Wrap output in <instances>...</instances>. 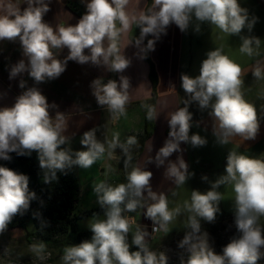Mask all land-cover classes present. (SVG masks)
Returning a JSON list of instances; mask_svg holds the SVG:
<instances>
[{"label": "clouds", "instance_id": "obj_1", "mask_svg": "<svg viewBox=\"0 0 264 264\" xmlns=\"http://www.w3.org/2000/svg\"><path fill=\"white\" fill-rule=\"evenodd\" d=\"M129 2L88 0L86 12L75 25L54 29L44 21L50 10L46 0H8L7 3L0 0V41L19 39L25 58L11 67L9 79L27 74L34 82L33 86L27 87V81L21 79L19 87L23 91L15 103L0 107V160L10 161L11 153L30 156L35 152L39 167L45 170L44 183L56 180L57 172L67 174L73 167L90 168L106 151L111 158L117 148L127 157V167L131 160L130 149L138 143L135 136L125 143L118 137L100 142L96 138V128H92L85 131L80 140L85 150L64 148L69 138L63 134L66 130L63 113L57 112L53 119L50 109L56 105L50 104L35 85L59 78L66 71L68 61L81 65L90 63L122 73L130 60L119 54L117 41L132 23L140 29L137 47L146 37H153L147 39L141 49L144 52L154 50L156 40L166 34L170 25L175 24L183 33L193 22L195 32L200 31L201 24L208 23L226 34L240 36V51L248 56L259 48L258 37L241 35L244 29L252 30L257 18L250 21L247 9L241 7L239 0H152L146 12L131 17L126 11ZM21 4L27 6L21 8ZM64 49L68 50L67 56L57 58L54 50ZM241 71V67L222 54L221 49H214L208 51L201 62L199 75H181V87L189 99L167 119L168 136L150 160L157 167L167 162L166 174L177 185L186 183L194 173L189 172V165L182 155H177L175 161L169 158L173 153L183 152L182 144L194 148L207 144L206 137L190 134L193 114L189 106L192 103L201 110L210 108L209 115L214 119L213 135L219 145L228 144L230 138L237 135L246 140L257 138L260 124L254 106L244 100L240 91ZM262 74L264 66L261 65L252 71L257 79ZM90 87L98 106H107L117 118L125 113L129 99L127 77L121 75L118 81L109 79L107 83L97 78ZM153 115L154 110L149 108L148 119ZM224 173L210 182L208 190L192 192L191 202L186 205L191 232L186 233L177 245L189 254L187 261L181 260V264H257L264 258V229L258 224L259 218L264 216V161L229 152ZM152 176L151 171L133 168L127 174L126 183L112 186L102 181L96 184L94 192L105 218L94 217L89 223L90 240L63 249L62 264H167L163 252L158 255L150 250L146 231L137 228L133 234L131 244L136 250H130L128 243L130 218L124 215L125 212L145 208L144 217L165 231L174 215L179 213L178 209L175 212L169 210L168 199L163 193L152 191ZM202 179L207 181L208 177ZM221 185H231L235 193L234 225L238 236L217 253L209 243V233H201V220L216 221L221 212L222 194L217 191ZM35 198V192L29 190L28 175L0 165V233L14 217L26 212ZM158 230L153 227V232ZM32 247L34 251L43 252L45 245Z\"/></svg>", "mask_w": 264, "mask_h": 264}, {"label": "crops", "instance_id": "obj_2", "mask_svg": "<svg viewBox=\"0 0 264 264\" xmlns=\"http://www.w3.org/2000/svg\"><path fill=\"white\" fill-rule=\"evenodd\" d=\"M7 2L8 0H4V3ZM46 2L49 3L50 10L45 14L44 21L55 29L59 26L75 25L86 12L88 0H46ZM239 3L241 7L247 9L250 21L257 18L251 31L244 29L241 33L244 36L260 39L259 48L255 50L252 56L240 51L242 43L240 36L226 34L208 23L201 24L200 31L195 32V22L189 26L187 32L183 33L175 24L170 25L166 34H161L156 40L154 50L149 51L150 59L158 75V97L154 111L155 130L145 143L136 162V168L151 171L153 173L150 182L152 191L157 194L163 193L167 197L170 211L179 210V213L174 215L173 220L167 225V231L161 229L157 224L159 230L153 233L151 232L153 222L144 217L145 208H138L136 218L141 219V230L146 231L149 236H151L150 233L176 235L190 230L188 227L190 213L186 205L191 202L192 192L193 190L201 192L208 190L210 182L215 180L211 173V165L207 161L201 163L199 156L197 162L191 161L190 145L188 144L181 145L182 153H173L169 158L175 161L177 155H182L189 165V172L194 173L183 185H177L173 178L166 174L167 162L161 167L150 162L168 136L167 119L170 118L171 113L183 107L185 101L189 99L181 87V75L187 74L192 77L199 75L201 62L206 58L208 51L221 49L222 54L228 56L241 67L240 79L242 84L240 91L244 100L254 106L260 131L255 140H246L237 135L231 137L228 144L221 146L216 142L213 135L214 119L209 115L210 108L201 110L197 104L192 103L189 106V111L193 114V127L190 134L200 130L202 135L206 133L207 140L208 138L211 139V141H207L208 152L210 154L217 152V156H213L211 161L218 163L216 171L219 174H225L226 157L231 152L230 150L258 160L264 156V74L259 79L252 75L256 66H264V0H239ZM26 6V4H21V8ZM147 7L148 0H130L126 11L130 17L138 16L141 11L146 12ZM117 26L119 27L118 22ZM139 36L140 29L135 23H132L117 41L119 54L130 60L129 66L122 73L111 72L106 67L90 63L81 65L74 61H68L66 71L59 78L35 85L47 97L50 104L56 105L50 109L53 119H55L57 112L63 113L66 129L63 134L69 138L67 144L72 151L85 150L80 144V140L82 134L92 128H96V138L100 142L112 141L118 137L121 143H125L127 137L132 135H135L138 141L144 134L145 110L138 104L151 98L152 83L150 67L145 61L146 52L141 51L146 45V38L137 47L136 42ZM152 38L149 37V39ZM54 51L59 59H64L68 54L67 49ZM21 59L25 58L19 39L0 41V107L11 106L15 103L17 96L23 91L19 87L21 79L27 81V87L34 85L27 74L9 79L11 67ZM121 75L129 79L128 103L125 105V113L121 117L119 116L120 118L123 117L124 120L114 117L108 111L107 106H98L90 87L94 79L99 78L101 82L107 83L109 79L118 81ZM200 113L205 114L199 116ZM119 123H121L120 128ZM112 125L118 128L115 134L110 130ZM209 156L205 159L209 160ZM209 169L211 170L209 171ZM76 171L80 190L84 188L87 194H90L91 201L100 206L94 187L102 181L107 184L120 183L122 171L120 148L115 149L111 158L106 151L104 156L90 168L76 167ZM204 176L208 177L207 181L202 179ZM113 178H119V180L115 181L114 179L112 181ZM217 191L220 192V187ZM145 197L147 199V193H145ZM147 203H151V201L147 200ZM219 206L221 212L216 219L225 217L224 205L220 202ZM130 214L131 212H127L126 215L133 218L135 224L137 219ZM207 223L201 220V226Z\"/></svg>", "mask_w": 264, "mask_h": 264}, {"label": "trees", "instance_id": "obj_3", "mask_svg": "<svg viewBox=\"0 0 264 264\" xmlns=\"http://www.w3.org/2000/svg\"><path fill=\"white\" fill-rule=\"evenodd\" d=\"M152 0H148V8L151 6ZM150 37V36H149ZM146 37V43L147 39ZM145 61L150 67V80L152 83V96L141 105L145 110V131L136 145L130 149L131 160L125 167L127 157L120 149L121 153V181L127 182V174L133 168H136V162L140 157L144 145L147 140L153 135L155 130L154 115L152 119H148L149 108L155 111L157 101V86L158 75L154 64L152 63L149 51H146ZM104 83V81H102ZM64 148L71 149L68 144ZM10 161H1L0 165L9 167L17 172L29 176V190L35 192L36 198L31 201L29 209L23 215H17L12 222L7 226L4 232L15 229L27 230L29 224L35 227V233L31 234L30 242L38 239V243L55 242L60 245L64 244H79L84 240L91 239L90 232H79L77 230V221L83 217L104 215V209L98 207L88 210L80 215L76 214L78 203L80 202V185L77 176L76 167L67 170V174L57 172V179L50 183H44V171L39 167L37 155L33 152L30 156H17L16 153H11ZM119 183V184H120ZM110 185L116 186L117 183ZM38 213V215H36ZM127 212L124 213L126 215ZM72 235L71 240L66 237ZM65 238V240H64Z\"/></svg>", "mask_w": 264, "mask_h": 264}, {"label": "rangeland", "instance_id": "obj_4", "mask_svg": "<svg viewBox=\"0 0 264 264\" xmlns=\"http://www.w3.org/2000/svg\"><path fill=\"white\" fill-rule=\"evenodd\" d=\"M131 105L136 106L137 104H131ZM201 114H205V113H200L199 116ZM120 117L119 119L124 120L122 119L123 117L122 118ZM120 126L121 123H119V128ZM117 129L118 128H116L113 125L110 126V130H112L113 134L116 133ZM197 133H199L202 137H205L206 135V133L202 135V132L200 130H198ZM207 141H211V139L208 138ZM213 147L216 148L215 145H213ZM230 151L232 152L233 150ZM216 153L217 152H213L210 154L208 152L207 144L203 147H196V148L190 145L191 161L197 162L198 156L201 158L200 159L201 163L207 161V163L211 165V169H212L211 173L214 175L215 179H217L219 175H222L216 171V168L218 167L217 166L218 163L211 161V158L215 156ZM208 156L210 158L209 160H206ZM260 160L264 161V156H262ZM121 169L123 170V168ZM211 169H209V171ZM114 179L115 181L119 180V178L118 179L113 178L112 181H114ZM220 193L222 194L221 204L224 205L225 217L216 219L214 223H207L201 226V233L205 231L209 233V237H210L209 243H211V245L213 246L214 250L217 253H221L223 247L227 245L233 238H236L238 236V233L234 225L235 193L232 190V186L221 185ZM98 207L100 206H97V203L91 201L90 194H87V191L84 188H82L80 193V202L78 203L76 214L80 215L85 211L96 209ZM130 215L136 218L137 216L136 211L131 212ZM94 217H98L100 219L105 218L104 215L83 217L82 219L77 221V230L79 232H90L88 225ZM135 221H136L135 224H130V231L128 235V243L130 244V250L133 251L136 250V247L131 244L132 236L137 230V228L141 229L140 226L141 219L138 218ZM258 224L261 226L262 229H264V216L259 218ZM189 232H191V229L186 230V232L182 234H176V235L150 233L151 236L149 235L146 236V242L150 250L155 251L158 255L159 253L163 252L167 256V264H181V260L187 261L189 254L185 249H180L177 245L178 242L183 238V236ZM34 233H35V227L33 224H29L26 231H24L23 229H15L13 231L0 233V264H62L61 256L63 254V249L67 246L75 245V244L60 245L55 242H49V243H43L45 245L43 252L34 251L32 246L40 245V243L37 242L38 239H35L30 242L31 239L30 235ZM71 237L72 235H69L66 238L67 239L69 238L71 240ZM40 256H43L44 258L40 259ZM257 264H264V258L258 260Z\"/></svg>", "mask_w": 264, "mask_h": 264}, {"label": "built area", "instance_id": "obj_5", "mask_svg": "<svg viewBox=\"0 0 264 264\" xmlns=\"http://www.w3.org/2000/svg\"><path fill=\"white\" fill-rule=\"evenodd\" d=\"M127 216V215H126ZM130 218V224H134V219L133 218H131V217H129ZM156 227L157 229H159V227L157 226V225H152L151 226V231L153 232V227ZM157 231H155V232H153V233H156Z\"/></svg>", "mask_w": 264, "mask_h": 264}]
</instances>
